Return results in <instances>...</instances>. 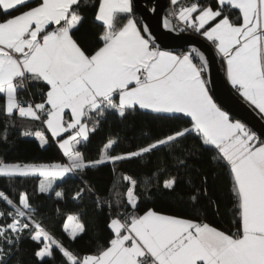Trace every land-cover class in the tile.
<instances>
[{
	"label": "snow or ice",
	"instance_id": "6c2138e0",
	"mask_svg": "<svg viewBox=\"0 0 264 264\" xmlns=\"http://www.w3.org/2000/svg\"><path fill=\"white\" fill-rule=\"evenodd\" d=\"M163 17L170 32L203 39L221 62L235 94L264 121V0H170ZM94 9L86 27L87 13ZM152 12H156L153 8ZM210 58L199 47L165 50L134 12L133 0H0V114L27 118L46 130H25L41 147L55 144L65 162L51 164L0 161V177H38L33 193L10 196L0 190V264H11L24 240L38 245L41 264H264V132L235 118L213 94ZM38 98V102H37ZM144 114L174 126L145 144L116 151L109 138L89 158L90 137L111 117L126 120ZM179 122V123H177ZM8 136H0L6 144ZM165 151L177 169H188L195 155L208 156L230 181L232 205L221 212L210 191L214 173L190 182L186 208L167 213L142 198L155 189L175 194L179 175L140 182L123 174L108 196H100L87 173L102 166L143 160ZM79 177L73 199L93 197L105 214L108 236L94 251L70 250L55 238L33 198L54 194L57 181ZM211 177V180H210ZM126 185V191L120 187ZM183 199V197H181ZM207 208L227 224L205 214ZM59 213V209L56 210ZM70 240L87 235L80 214L66 218ZM71 222V227H69Z\"/></svg>",
	"mask_w": 264,
	"mask_h": 264
},
{
	"label": "trees",
	"instance_id": "16d2710c",
	"mask_svg": "<svg viewBox=\"0 0 264 264\" xmlns=\"http://www.w3.org/2000/svg\"><path fill=\"white\" fill-rule=\"evenodd\" d=\"M98 2L99 0H96L97 4ZM93 15L94 9L87 13L88 23L86 27L98 32L100 30L99 25L91 23ZM136 18L140 21L137 14ZM172 126H174L173 122L156 119L151 115L130 114L126 120L111 117L90 137V142L86 146V154L89 158H96L107 140L113 137L119 138V143L116 146L117 152L132 150L137 145L147 143L149 137L161 135ZM5 130L8 142L6 144L0 143V161L34 164L65 162V158L54 143L41 147L39 140L34 135H23L25 130L41 131L48 135L40 122L19 118L18 116L9 120L0 114V136L5 134ZM189 165L188 169H177L173 161L167 157L166 152L159 151L152 156L145 157L143 160L117 165L115 174L111 165L90 170L87 173V179L95 186L100 196H108L114 180H117L123 174L136 178L140 182L141 191L145 181L150 184L159 182L162 185L163 180L168 178L169 175L178 174L179 184L175 194H168L165 190L157 191L152 189L148 193L152 197L151 200L142 198L144 205L155 206L161 211L172 213L187 207L184 201L191 192L190 182L199 185L201 179L199 173H214L215 179L210 184V191L214 197L218 198L221 212H226L232 205L230 181L227 174L216 168L214 162L206 155L191 157ZM38 183V177L18 178L15 181L0 177V190L14 197L20 191L26 190L29 193H33ZM80 187H82V184L79 177H72L63 182L57 181V190H61L64 193L62 199L56 198L54 194H41L39 197L33 198L32 204L38 209L40 215L44 217L45 224L56 239L61 240L70 250L87 253L94 251L97 238L102 242L108 236V232L105 228V214L96 209L93 197L90 194H86L83 199H73L75 192L79 191ZM119 190L126 191V185L120 187ZM202 205L205 207V214L210 219L226 226V217L214 215L207 208L206 202L202 201ZM3 207V202H0V208ZM57 209L60 210L59 213H57ZM70 214H80L82 221L88 228L87 235H84L82 239L78 238L75 242L71 241L69 234L64 231L66 218ZM37 247L38 245L34 242L24 240L11 264H41L33 255ZM47 260L48 264H62L63 258L57 251L54 260L51 258H47Z\"/></svg>",
	"mask_w": 264,
	"mask_h": 264
},
{
	"label": "water",
	"instance_id": "95a60500",
	"mask_svg": "<svg viewBox=\"0 0 264 264\" xmlns=\"http://www.w3.org/2000/svg\"><path fill=\"white\" fill-rule=\"evenodd\" d=\"M134 12L138 15L140 23L146 24L159 44L165 50L181 52L187 47L195 46L205 51L210 58V78L213 94L230 113L242 122H246L254 130L264 132V121L241 101L230 84L227 82L223 66L215 56L211 47L202 38L191 33L170 32L163 27V17L170 9V0H133ZM150 5V6H149ZM155 8L156 12H152Z\"/></svg>",
	"mask_w": 264,
	"mask_h": 264
},
{
	"label": "crops",
	"instance_id": "0c3cea01",
	"mask_svg": "<svg viewBox=\"0 0 264 264\" xmlns=\"http://www.w3.org/2000/svg\"><path fill=\"white\" fill-rule=\"evenodd\" d=\"M223 71H224V68H223ZM224 74H225V71H224ZM226 77V76H225ZM45 130V129H44ZM46 131V130H45ZM48 135L50 136V133H48ZM67 222V220H66ZM69 227H71V222H69Z\"/></svg>",
	"mask_w": 264,
	"mask_h": 264
},
{
	"label": "built area",
	"instance_id": "2783aa9c",
	"mask_svg": "<svg viewBox=\"0 0 264 264\" xmlns=\"http://www.w3.org/2000/svg\"><path fill=\"white\" fill-rule=\"evenodd\" d=\"M171 8V7H170ZM170 10V9H169Z\"/></svg>",
	"mask_w": 264,
	"mask_h": 264
}]
</instances>
